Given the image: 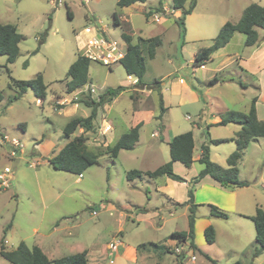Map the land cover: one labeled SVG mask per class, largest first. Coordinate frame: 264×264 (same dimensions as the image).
Segmentation results:
<instances>
[{"label":"rangeland","instance_id":"374dc122","mask_svg":"<svg viewBox=\"0 0 264 264\" xmlns=\"http://www.w3.org/2000/svg\"><path fill=\"white\" fill-rule=\"evenodd\" d=\"M158 1L150 0V2L139 3L127 12L132 13L134 28L137 31L139 29L143 30L140 34L142 37H155L161 33L162 45L157 49L156 57L152 60H147L144 82L148 85H153L155 81L160 82L159 91L157 89L147 90L154 91L152 99L157 100L159 103V107L156 110L158 115L160 113V93L165 96L166 102L164 103L168 109L162 119L158 120L155 116L150 120L144 115L133 113L132 107L139 109L142 106L150 110L152 109L151 98H142L138 91H134L131 97H129L128 93L124 94L119 99L116 110H114L119 113L113 112L107 117L113 119L118 126V131H113L112 134H109L110 137H114L111 139L109 137L108 141L116 142L118 136L127 131L128 128L134 126L138 121L144 120L145 123L140 130L142 143L137 147L138 150H142L145 147L153 131L157 132L159 136H162L163 133L164 136H169L170 138L193 131L196 138V154H198L202 140H205V137L209 141L210 136L217 137L228 134L230 133L229 129L235 126V124H230L228 125L229 127L219 126L214 124L215 119L220 120L221 116L227 112L226 108H229L228 111L246 113L248 109L246 107L251 102L252 93L256 88L252 87L255 84L254 79L247 74H242L241 76L240 73L236 74L233 70L239 72L238 65L233 63L231 66L227 59L228 54L237 53L245 49V36L243 34L236 33L230 44L221 51L223 56L219 57L218 55L215 57V62L207 64V68L193 70L194 55L199 48L209 47L212 44V40L218 35L221 27L226 22L231 21L234 23L239 21L244 9L252 3L264 5V0H220L221 4L218 5V9L215 7L213 17L207 19L208 24H206L205 33H199L197 23L194 21L193 23L190 22L189 26H186L184 42L181 39V29L177 24V20L181 18L182 13L172 14L169 3H166L169 9L167 17L161 15V22L157 23L154 21V15L162 12L157 11ZM210 1L200 0V8L204 4L210 3ZM68 3L75 12L73 19L68 17L66 7L57 6L54 0H0V21L16 24L18 32L25 37V40L20 44V56L14 64L8 66L11 71L10 75L5 68H2L6 65V57L0 56V92L4 95V100L0 104V125L11 135L22 139L26 143L27 154L32 150L36 140L42 138L45 141H53L57 148H62L68 142L63 134L66 124L75 117H88L91 113L89 107L79 103L78 99L76 100L75 98L73 100L77 104H70L62 110L57 109L58 105L55 102L58 96L68 97L65 91V79L67 78L70 65L80 54L79 40L75 37V31L82 30L87 25V18H92V14L89 11H94L93 14L97 20L108 26L114 38H120L122 35V29L113 25V14L118 12L122 19L124 13L123 10L117 7L116 0H91V3L86 6H80L78 1L74 0H69ZM218 3L219 0H215L213 5ZM149 12L153 14L148 15ZM259 31L264 35V30L260 29ZM46 32L45 43L41 45L38 53H34ZM25 62H28L26 67L24 66ZM224 64L225 66L221 72L210 73V68L218 69ZM39 73H42L45 84L48 87L47 98L43 104L37 103V98L31 89L18 101L10 102L16 94L14 90L9 88L12 79L18 81L31 80ZM89 74L92 88L95 90L91 94L93 99L97 101L104 90L124 86V83H132L135 79L132 77V80H129V76L121 63L114 65L110 69L92 62ZM206 76L208 82L203 80ZM231 77L235 79V83H220L224 80H229ZM179 78L184 79L186 86H191V83L195 85V89L190 88L194 91L197 90V99L181 91L182 84H180ZM215 78L217 81L220 80L219 84L214 82L213 86L210 87L211 82L209 80H214ZM241 83L244 85L248 83L249 90L244 89ZM87 94L84 93L82 97H79V100L84 99ZM179 95L182 96L185 103H180L181 97ZM261 98L260 112L262 113L264 110V93L261 94ZM103 113L105 116L108 114L107 111H101V114ZM188 116H190V119L187 118ZM21 124L26 125L25 133L20 128ZM197 124L198 127H196ZM98 125L102 127L101 118L98 120ZM208 126H211L209 127L210 129L207 128ZM77 134L78 132L75 133V135ZM87 137V145L90 149H102V147H96V144L101 142V140H96L98 137L96 129L90 132ZM156 144L161 156H166L167 158L169 146L160 141V139L156 141ZM229 146L232 145L228 143L220 144L216 147L212 146V157L217 162L213 161L212 158L211 161L217 165L225 166V151ZM249 150V157H247L242 169L249 171L252 162L256 159L262 160V166L264 167V147H251ZM218 162H221L222 165ZM7 165L13 168L14 173L11 186L5 190L0 189V238L2 230L9 223H12L15 225V229L10 234H13L14 239L10 242L13 245H17L21 241H25L32 248L39 243H43L41 240L45 239L35 235V229H39L40 234L48 235L50 233L48 231L49 221H52L60 214L63 216L58 219L65 223L68 228L65 232H59L60 246H49L52 241L48 244L47 239L44 241L47 244L44 251H47V256L50 259H58L77 254L86 249H92L93 246H99L103 249V258L109 263V259L113 256L106 249V244L113 240V231L118 227V220L120 219L118 211L113 212L112 216L110 213L98 216L92 214L93 211H96L95 208H99L101 197L106 200L110 199V195H108L109 185L106 180V166L113 171L114 179L117 178L115 174L117 167H113L107 157L100 159L99 166H92L85 171L83 179L79 178V175L56 171L47 163V160L42 166L31 168L23 160L8 163L2 159L0 171ZM120 165L118 163L117 166ZM195 166L202 169L199 163H196ZM98 172H101V175L96 176ZM138 182L140 184L137 187L139 186L143 190L133 194L132 201L137 205L153 208V212L161 210V214L165 215L166 219H171L169 214L163 210V206L166 204V197L160 194L156 195L153 188H150L152 194L149 195L146 192V184L140 179H138ZM147 185L149 186V183ZM118 191L117 189L116 192ZM145 201L146 204H143ZM122 202L125 206L127 205V199L123 198ZM144 210L146 211L145 208L138 209V212L134 210V216L124 226L128 243H135L141 239L144 240L142 244L147 243L150 239H158L155 242L159 243L164 242L171 233L167 234L168 232H166V236H163L162 232H158L157 229L162 222L160 218L146 222L136 221V215L139 212H145ZM229 222L222 218L215 219L219 229L224 228ZM177 223L180 225L179 228L185 227L182 220H178ZM172 224L173 221H168L165 230L169 231L172 229ZM69 232H71V235H69ZM117 234L121 238L123 237L121 233ZM122 240L125 242L124 237ZM182 240L181 243L186 247V241ZM171 251L174 252L173 249ZM183 253L187 255L188 252L183 251L181 254ZM181 254H173L176 261ZM109 255L111 256L108 259ZM197 256V264H213L205 256ZM190 258L187 255L185 263H189L188 259L190 260ZM147 259L149 258H145L143 261L147 264L153 263ZM249 260L251 261L252 257ZM168 262L169 260H166V263ZM262 262L255 263L254 261V264H262ZM0 263L11 264L2 257H0ZM119 263L120 261L115 264ZM125 264L130 263L126 262Z\"/></svg>","mask_w":264,"mask_h":264},{"label":"crops","instance_id":"0c3cea01","mask_svg":"<svg viewBox=\"0 0 264 264\" xmlns=\"http://www.w3.org/2000/svg\"><path fill=\"white\" fill-rule=\"evenodd\" d=\"M214 1L215 0H213L212 2L211 0L210 3L204 4V6L200 8V5H201L200 0H197V5L195 9L185 19V25L189 26L188 24L190 22L193 23L194 21L198 25V30H199L198 32L205 33L204 30L206 29L205 28L207 26L206 24H208L207 19L213 17V14L215 12V7L218 9L219 7L218 5L221 4L219 0L218 4L213 5ZM229 1H235V0H229ZM117 2L118 0H116V3ZM146 2H150V0H147ZM90 3H91V0H90ZM166 3L170 4V7H171L170 9L172 11V14L182 13L181 10H175L172 7V3L170 0L162 1V9L165 7L168 8ZM78 4L80 6H86V4H82L79 1H78ZM137 4L139 3L133 4L129 7H119L117 5V7L123 10L124 13L121 19L120 18L121 16L119 15V13L115 12L118 18V25H115L113 21L114 27L122 29V33H121L122 35L124 32H126L130 34L131 36H133L135 39L137 37H142L140 34L143 32V30L139 29L137 31L134 28L133 23H132V13L127 12V11H129V9L136 6ZM158 4L160 6V0L158 1ZM67 6L70 8L71 13L74 17L75 12L73 11L71 5L67 3ZM89 12L92 14V18H87V25L89 23L99 22L101 27L111 35L110 33L111 30L108 28V26L103 25L101 21L97 20V18L93 14L94 11L90 10ZM125 12H127L128 14ZM228 22H231V21H228ZM87 25H85L84 27H86ZM17 29H18V26H17ZM259 30L260 28L258 29V31ZM80 31H75V33H78ZM187 31H188V28H187ZM259 34L261 38L264 36L263 33H261L260 31H259ZM122 35L120 36V38L123 39ZM160 35L161 33H159V35L157 36H160ZM143 38H151V37H143ZM244 46H245V40H244ZM225 48H222L219 51H217L213 55L212 61L208 62L207 64L214 63L216 60L215 57H217L218 55L219 57H222L223 54H221L222 53L221 51L224 50ZM227 56H228L227 59L229 60L231 66L233 63H236L238 65L239 72H236V70H233L236 74L240 73V76L242 74H247L251 78L254 79L255 84H253L252 87H255L256 90L252 93L253 94L252 99L254 97H258V101L256 103L257 117L260 121H264V110L262 113L260 112L261 111L260 104L262 102L261 94L264 93V78H263L264 76V39L254 46H250V47L245 46V49H243L242 51L237 52V53H231V54H228ZM207 64L200 68H207L206 67ZM224 66L225 64L222 65L221 67H218V69L210 68L209 71L211 74L221 72ZM193 70L196 71L197 68H193ZM132 77L133 76H129V80H132ZM134 78L135 79L132 83L127 82L123 84L124 85L123 87L127 88L126 91H124L117 98L113 99L109 103H106L103 107L99 109L97 118L94 121V129L97 130L98 137L96 138V140H101V142L96 144V147H102V149H104L105 147L113 144L111 141L110 142L108 141L109 140L108 138L110 137L109 134H112L113 131H118V126L113 121V119H109L107 117H109V114H112L113 112L119 113L118 111H114V110H116V105L119 99L122 96H124V94L126 93H128L129 97H131L134 91H138L142 95V98L150 97L152 100V103H151L152 109L149 110L146 107H142V106L139 109H134L132 107V112L135 114L137 113V114L144 115L146 118H149L150 120L153 119L155 116L157 117L158 113L156 112V110L159 107V103L157 102V100L152 99L154 91L147 90V89H144V90L134 89L135 81L137 80L136 77ZM203 80L204 82H208L207 76ZM211 80H209V82H211ZM65 82L67 84L68 82L67 78L65 79ZM179 82L180 84H182L181 86L182 92H184L187 95H191L194 99H197V94H196L197 90L194 91V90H191L190 88L192 87L195 89V85L191 83V81H190L191 86H186L185 85L186 82L184 81L183 78H179ZM219 82L220 80L216 81L215 84H219ZM220 83L233 84L235 83V79L231 77L229 80H224ZM66 84H65V91L68 97L58 96L55 100L56 104L58 105L57 109H60V110H62L64 107L70 104H77V102L73 100L74 98L77 97L78 101H80L79 97H82L84 93L85 94L88 93L87 95L92 97L93 95L91 93H94L95 91L92 88L91 77H90V82L87 85L77 89L76 91L72 93L67 92ZM212 84L213 83L210 84V87L213 86ZM242 86L244 89L249 90L248 83H245V85H242ZM47 93H48V89H47ZM160 96L163 99V102H166V98L162 93H160ZM179 96L181 97L180 103H185V101H183L182 96L181 95ZM43 102L44 101L37 99V103L43 104ZM250 104L251 102L246 107L248 108L247 112L249 111ZM164 106H165V103H164ZM165 108L167 111L168 108L166 106ZM225 110L228 111L229 108H226ZM101 111L103 112L107 111L108 114H106L105 116L104 113L101 114ZM100 118L102 119V127L98 125V120ZM187 118L190 119V116H188ZM219 121L220 120L215 119L214 124H217ZM140 122H142L143 124L145 123L144 120H140L137 123H135L134 126H136ZM228 125L223 126V127H229ZM107 127H110L111 129L109 131H106ZM196 127H198V124ZM20 128L24 133L26 132L25 124H21ZM207 128L210 129L209 127ZM241 129H242L241 125L235 124L234 128L229 129L230 133L222 135V136H217V137L210 136L209 138V140H226L225 142L220 143L221 145L228 144V143L232 145V146H229V148H227L225 151L226 152L225 153L226 154L225 155L226 165L222 166L224 168L228 167L227 158L237 149V145L234 139L236 138L237 133ZM76 132H78L77 135H75ZM76 132L70 138H66L65 136L64 138H66L69 142L74 137L83 134L84 130L78 129ZM89 134L90 132L85 133V136H88ZM0 135L9 136L10 138H17L21 140L27 149L26 143L22 139L11 135L1 125H0ZM120 136H118V139ZM193 136H194V132H193ZM113 137L114 136H111L110 139ZM158 139H160V141H163L169 146V142L171 140L169 136L168 137L164 136L163 133H162V136H159L157 132L153 131L150 136V140L146 142L145 147L142 150H138L137 148L142 143V136H140L139 141L133 150H122L119 152L117 158L115 159H111L108 155L103 156L109 159L113 167L115 168L117 167L116 168L117 170L115 173L117 175V178L114 179L113 171L110 170L108 166H106L107 168V174H106L107 179L106 180L108 181V185H109L108 195H110L109 197L110 199L106 200L104 197H101L100 204L98 205L99 208H95V210L98 213L96 216L100 214H105V213H110V215L112 216L113 212L118 211V216L120 219L118 220L117 229L113 231L114 237L112 236V238H115L116 236H118L117 233H121L124 237L125 242L123 241V245L120 249V252L115 256L114 264L119 261H120L119 264H125L126 262H129L130 264H147L146 262L143 261L145 258H149L147 260L152 261L153 262L152 264H176L177 262L173 255L175 254L174 252L163 253L162 250H153L150 248L138 250V246L144 242L143 239L138 240L135 243H128V237H127L126 231L124 230V226L126 225V222H128L129 219L134 216V213H133L134 210L137 211L138 209H142V208L146 209L145 212H139V214L136 215L137 222H146L148 220L150 221L156 218H160V221L162 222L160 223L159 228L157 230L158 232H162L163 236H166L165 235L166 232H168L167 234L171 233L172 235V233L174 232H184V231L189 230L188 220H189V215H190V205L186 204V202L189 200L188 190L190 188L191 181L196 176H198V174L204 169V165L199 163V159L201 158V155H202V146L205 143H208L209 141L205 137V140L204 139L202 140L200 152L196 154L197 152L196 151V138L194 136V150H193L194 162L190 168H187L181 162L173 163L174 172L178 174L179 176H181L182 178H184L186 182H177L168 177H159L156 179H152L147 176H144L143 178H137L131 181L128 180L126 177V174L130 170L136 169V170H140L143 172L154 171L160 166L168 163L171 160L170 149H169V155L167 156V158L166 156H161L160 151L157 150L158 146L156 144V141ZM263 141H264V138H259L256 141H252L249 144V146L246 148V150L244 151V155L238 163L239 179L242 182L248 183V186L242 187V188H235V189H232L229 187H223L218 182H216L214 179H212L210 176H206L195 186L193 190V196H194L193 200H194V204L197 205L198 207L196 209V218H195V227H194L195 228L194 229L195 231L194 244L197 247V249L194 250L190 248L189 239L185 240L186 241L185 251L188 252L187 255H189V258L190 257L191 258L190 260L188 259L189 263H185L187 259V255H186V258L184 259L182 264H197V260H198L197 255H203V256L207 255L211 257L212 259H214L219 264H233L234 262H237V261L248 263L250 261L249 258L252 257L253 251L256 248V229L250 217L255 214L258 208H262L264 210V195H263L264 167L262 166V160L260 159H256L254 162H252L251 168L249 171H246V169L245 170L242 169V166L244 165L247 157H249L248 156L249 151H250L249 149L251 147H256V148L264 147ZM220 144L210 145V159L212 158L213 161L215 160L212 157V150H213L212 146L216 147L217 145H220ZM63 148L64 146L62 148H57V145H55L53 141H50V140L45 141L44 138H42L40 140H36V142L33 145L32 150L28 154L26 153L24 157L18 158L17 160L26 161L29 167L32 168L33 166L31 165L30 160H32V158L38 159L40 160L41 164L37 167H33V168H38L45 163V160H47V163H49L48 160L51 159L54 155H56ZM2 159H4L8 163H13L16 161V160L8 161L0 154V162ZM118 163L121 165L117 166ZM196 163H199L202 166V169L196 168L195 166ZM218 163L222 165L221 162H218ZM99 165L100 163L98 164V166ZM83 174H82L81 179L84 178ZM99 175H101V172H98V175L96 176H99ZM138 179H140L143 183L146 184L147 186L145 187L146 192L149 193V195L152 194L150 191V188H153L156 195L160 194L166 197V204L163 206V210L166 211L167 214H169V217L171 219H166L165 215L161 214V210L153 212L152 211L153 208L137 205L136 203H134V201H132V195L135 193H139L143 190L141 187L139 186L137 187V185L140 184L138 182ZM147 183H149V186L147 185ZM117 189L119 190L118 192H116ZM123 198L127 199L126 206L122 202ZM149 200L151 201L150 198ZM143 204H146V201L143 202ZM211 206H215L221 211L226 212L229 215V217L226 218L225 220H228L230 222L226 224L224 228L219 229L217 226V223H215V219H218V217H215L212 215ZM57 216L58 217H56L52 221H49L50 226L48 228V231L50 233L48 235L40 234L39 229L38 230L35 229V232H34L35 235L42 237V239L45 238L41 240V242L43 243H39L38 245H36L40 247L43 252L45 251V248L50 241L52 242L49 244V246L50 245H52L53 247L60 246L61 239L59 236V232H65V230H67L68 228V226L65 223H63L61 220L58 219L63 215L58 214ZM178 220H182L185 224V227H182V229L179 228L180 225H178L177 223ZM168 221H173V224H172L173 228L170 229L169 231H166L165 226ZM210 226L213 227L215 230V241L212 244L207 242L206 235H205L206 229ZM14 229H15V225H13L11 229H9V231L7 232L6 239H5V248L8 251L16 249L17 246L22 242L21 241L17 245H13V243H11L14 239V236L13 234H10V233H13ZM3 232L4 230H2V235L0 238V247H1V240L3 238ZM69 235H71V232H69ZM170 236L169 238L165 239L164 242H161L160 244L166 246L167 248H170L171 250L178 243H177L176 238H171ZM46 239L48 240L47 244L44 243ZM157 240L158 239H150V241H148L147 243L149 242L159 243V242H155ZM9 243L11 244L9 245ZM44 244H45V247H44ZM108 244L109 243L106 244L107 250H108ZM85 251L87 252V256H88V264H110L106 262V260L103 258V254H102L103 249L101 247L93 246L92 249H86ZM81 252H84V251H81ZM44 253L46 254L47 251ZM153 253H155L154 256H153ZM111 255H109L108 259L110 258ZM192 256L196 257L195 260L192 259ZM166 260H169V262L166 263ZM254 261L255 263L257 262L261 263V261H263L262 264H264V252L259 257H257Z\"/></svg>","mask_w":264,"mask_h":264},{"label":"trees","instance_id":"16d2710c","mask_svg":"<svg viewBox=\"0 0 264 264\" xmlns=\"http://www.w3.org/2000/svg\"><path fill=\"white\" fill-rule=\"evenodd\" d=\"M146 1L147 0H118L117 5L119 7H129L136 3H145ZM162 1L164 0H160V6L157 8L158 12L162 11ZM170 1L175 10H181L182 12V16L177 20V24L181 29V39L184 42L186 35L185 19L195 9L197 0ZM66 10L68 17L73 19V15L68 6H66ZM151 14L153 13H148V15ZM113 19L114 24L118 25L116 13L113 14ZM259 28L264 30V5L253 3L244 10L238 22H226L224 24L218 35L212 40V44L209 47L199 48L196 51L192 67L200 68L212 61L213 55L220 49L225 48L231 42L236 33H241L245 36L246 47L258 44L264 39L260 37L258 31ZM46 35L47 32L42 36L39 47L34 53H38L40 51L41 45L45 43ZM122 37L127 44V53L121 61V64L128 76L137 78V83L134 85V89H157L159 91L160 82L155 81L153 85H148L144 82V76L147 71V60L154 59L157 54V49L162 45L161 36L151 38L137 37L135 39L130 34L124 32ZM24 40V35L18 32L15 24L2 23L0 21V56L6 57V65L2 68H5L9 75L11 71L8 66L14 64L20 56V43ZM91 63L92 62L88 58L79 55L70 65L67 72L68 82L66 84V90L68 93H72L90 82L89 70ZM24 66H28V62H25ZM216 81L217 80L215 78L214 80H211V83ZM241 85L244 84L241 83ZM9 88L16 92L10 102L21 99L29 89L34 92L37 99L45 101L47 98L48 87L44 82L42 73H39L31 80L18 81L12 79V84L9 85ZM126 90L127 88L123 86L108 88L100 95L98 101L89 95L79 101V103H83L86 107H89L91 109V113L88 117H75L71 119L64 127L63 134L66 138H70L78 129H83L84 132L83 134L71 139L61 151L49 159V163L56 171L82 175L91 166L98 165L100 163V159L104 155H108L111 159H115L120 151L133 150L135 148L140 138V130L143 126L142 122L125 131L115 143L105 147L104 149H90L87 145L88 137L85 136V133H89L94 130V121L97 118L99 109L106 103H109L113 99L117 98ZM3 100L4 95L0 92V103ZM257 101L258 97H254L252 99L249 111L246 113L238 111L225 112L221 116L220 121L217 123L219 126H226L228 124H238L242 126V129L237 133L236 138L234 139L237 149L227 158L228 167L224 168L217 165L210 159V145L220 144L226 140H209L208 143H205L202 146V155L199 159V163L204 165V169L191 181V185L188 190L189 200L186 202V204L190 205V215L188 220L189 230L184 232H174L170 236L171 238H181L183 240L189 239V246L194 250L197 249L194 244V227L196 209L198 207L194 204L193 200V190L195 186L206 176H210L223 187L235 189L248 186V183L242 182L239 179L238 163L242 159L244 151L252 141L264 138V121H260L257 117ZM165 112L166 108L164 106L163 99L160 98V113L157 116V119H162ZM169 149L171 160L168 163L160 166L154 171L143 172L136 169L130 170L126 174L127 179L131 181L137 178H143L144 176L152 179L168 177L177 182H186L184 178L174 172L173 163L181 162L187 168L192 166L194 162L193 132L188 131L186 133L173 136L169 142ZM211 213L213 216L218 218L226 219L229 217L226 212L221 211L215 206H211ZM250 219L254 223L256 229V248L253 251L252 260L248 263L237 261L233 264H254V260L264 252V210L262 208H258ZM11 227L12 223H9L5 227L0 247V256L11 264H88L86 251L58 259H50L40 247L34 246L30 248L23 241L16 249L8 251L5 248V239L7 232L11 229ZM205 235L208 243H214L215 230L213 227H208L205 231ZM147 248L162 250L163 253H172L170 248H167L160 243L149 242L138 246V250ZM205 257L213 264H218L211 257L207 255ZM185 258L186 255L184 253L179 255L176 264H182Z\"/></svg>","mask_w":264,"mask_h":264},{"label":"built area","instance_id":"2783aa9c","mask_svg":"<svg viewBox=\"0 0 264 264\" xmlns=\"http://www.w3.org/2000/svg\"><path fill=\"white\" fill-rule=\"evenodd\" d=\"M69 0H54V2L59 7L67 6ZM79 1L82 4L88 5L90 0H74ZM168 8H163L161 13H156L154 15V21L159 23L162 18L161 15L167 17ZM75 36L79 40V49L81 56L88 58L91 62L97 63L101 66L112 68L116 64H120L127 53V44L122 38L112 37L106 30H104L99 22L89 23L80 32L75 33ZM137 80L135 81V84ZM78 99L77 97L75 98ZM111 128L107 127L106 131ZM26 147L24 143L17 138H10L9 136L0 135V154L8 161L17 160L26 155ZM33 167H37L41 164L40 160L32 158L30 160ZM13 168L9 165L5 166L0 173V189L5 190L11 186V180L13 179ZM82 178V175H79ZM93 215H97L96 211L92 212ZM183 241V240H182ZM177 243L173 251L176 254H181L185 251L181 239H177ZM123 245V240L120 235L113 238V240L108 244V250L111 252L112 256L109 263L114 264L115 256L120 252ZM195 256L192 259L195 260Z\"/></svg>","mask_w":264,"mask_h":264}]
</instances>
